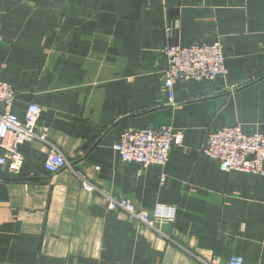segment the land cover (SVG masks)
Returning <instances> with one entry per match:
<instances>
[{"label": "crops", "instance_id": "1", "mask_svg": "<svg viewBox=\"0 0 264 264\" xmlns=\"http://www.w3.org/2000/svg\"><path fill=\"white\" fill-rule=\"evenodd\" d=\"M217 39L225 79H179L169 104L163 45ZM0 79L16 89L13 112L39 105V131L73 160L51 176L47 144L19 145L21 173L0 178V264H264V176L200 152L224 126L264 134V0H0ZM164 125L183 134L164 168L140 172L113 148ZM79 176L141 208L177 207L168 237L106 210Z\"/></svg>", "mask_w": 264, "mask_h": 264}, {"label": "built area", "instance_id": "2", "mask_svg": "<svg viewBox=\"0 0 264 264\" xmlns=\"http://www.w3.org/2000/svg\"><path fill=\"white\" fill-rule=\"evenodd\" d=\"M176 29L175 23L168 26L169 37ZM161 52L167 60L163 87L169 104L175 103L174 85L177 80L208 82L224 80L227 75L225 43L222 39L189 46L167 41ZM15 98L14 85L0 79V178L14 177L21 173L24 157L19 145L23 142H41L49 146L45 168L51 176L64 169L73 170V160L49 142L44 131H39L40 106L30 103L24 118L20 119L13 112ZM175 145H183V134L175 133L170 125H164L128 129L114 143L113 148L123 162L137 164L142 172L154 165L164 168ZM200 152L217 161L225 172L241 171L264 176V134L261 132L246 134L240 125L224 126L207 134ZM79 178L85 190L102 195L106 210L123 211L131 220L168 237L163 226L175 222L177 207L158 203L151 210L141 208L129 198H116L85 178ZM198 259L205 264H219L214 258ZM227 264L246 262L242 256L233 255Z\"/></svg>", "mask_w": 264, "mask_h": 264}]
</instances>
